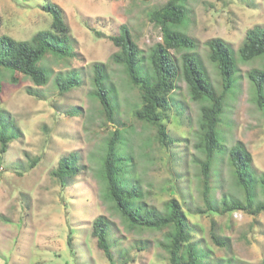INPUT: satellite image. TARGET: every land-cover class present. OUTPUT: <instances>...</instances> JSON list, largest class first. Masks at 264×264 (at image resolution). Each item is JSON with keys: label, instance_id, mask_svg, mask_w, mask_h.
I'll return each instance as SVG.
<instances>
[{"label": "rangeland", "instance_id": "obj_1", "mask_svg": "<svg viewBox=\"0 0 264 264\" xmlns=\"http://www.w3.org/2000/svg\"><path fill=\"white\" fill-rule=\"evenodd\" d=\"M167 0H0V37L30 41L51 30L52 17L44 10L58 5L71 33V56L48 55L41 61L49 81L37 86L25 77L13 83L11 73L2 78L0 129L17 136L0 150V264H170L168 248L172 229L133 227L107 196L102 175L107 141L120 131L118 150L130 162L122 178L138 187V205L168 214V203L177 199L190 224L191 243L202 264H263L264 212H222L224 206L243 203L229 151L236 144L251 155L254 202H264L260 183L264 176V114L256 101L250 79L254 69L264 71V57L244 61L240 57L247 32L264 29V0H185L187 21L174 31L191 37L196 47L172 50L181 69L182 54L191 52L202 63L219 95V69L210 60L207 43L222 39L236 62L235 84L225 97L218 128L220 149L211 164V192L203 196L201 162L202 108L209 101H194L180 71L170 96L164 121L174 140L166 148L156 139L155 129L137 120L134 111L142 105L137 87L128 81L119 53L110 36L127 26L141 51V71L152 73L150 56L162 42V31L149 14ZM96 32L102 34L98 36ZM102 65L105 84L115 105L114 123L107 121L94 97L95 65ZM74 75L79 84L68 92L58 87V78ZM6 125L3 127V125ZM1 149V148H0ZM76 154L78 173L62 183L54 172L60 160ZM108 220L111 263L98 247L93 223ZM213 234L221 244L215 243ZM68 242L70 244L68 245Z\"/></svg>", "mask_w": 264, "mask_h": 264}, {"label": "trees", "instance_id": "obj_2", "mask_svg": "<svg viewBox=\"0 0 264 264\" xmlns=\"http://www.w3.org/2000/svg\"><path fill=\"white\" fill-rule=\"evenodd\" d=\"M147 2L149 0H141ZM226 1V0H220ZM185 0H167V2L149 14V20L162 31V42L156 44L150 56L152 74H143L141 69L140 49L134 41L127 26H122L118 36L109 39L120 48L114 55L115 62L124 66L128 81L137 87L140 92L142 105L134 111V116L140 122L153 127L156 139L162 147H167L174 140L167 133L164 123L166 114L170 109V96L176 88L180 71L188 85L189 95L194 101H209L210 106L202 108L203 130L202 146L205 160L201 162L203 177V196L211 192L210 175L211 164L217 151L220 149L218 128L224 110L225 97L231 93L235 84L236 62L229 45L222 39H213L207 43L210 49V60L217 66L221 75L222 91L217 95L201 61L191 52L182 54L181 69L171 54L172 50H190L196 47L195 41L174 28H182L187 21ZM52 17L51 30L37 32L30 41H18L10 36L0 37V95L2 91V78L4 73H11L13 83L19 81V76L31 79L35 85L44 86L49 81L46 70L41 61L48 55L58 58L71 56L70 27L65 21L63 10L55 4L44 6ZM98 36L101 33L96 32ZM240 57L244 61L264 57V29L253 28L247 32L246 39L240 48ZM256 91V101L264 114V71L254 69L250 73ZM58 87L62 92H68L79 84L74 75L66 80L58 78ZM94 97L100 103L107 121H115V105L110 91L105 84V73L102 65H95L94 69ZM0 119L7 120L3 114ZM6 125L4 124L3 127ZM17 136L15 133H5L0 129V150L5 154L8 144ZM120 131L115 130L107 141V148L103 156L102 175L106 183L107 196L114 207L129 225L151 230H164L171 228L169 252L170 264H202V256L198 255L197 247L191 243L190 224L180 202L171 199L168 203V214L163 215L156 209H147L145 205H138L142 195L136 185L125 184L122 174L123 166L130 162L127 157L120 155L118 146ZM230 163L233 167L237 184L244 192L243 203L235 202L224 206L222 212L243 210L252 215L264 212V202L256 205L254 202V175L251 172V155L236 144L229 151ZM78 158L71 154L59 162L54 175L63 183L64 180L75 177L78 173ZM264 191V176L260 179ZM108 220L99 218L93 223V235L97 239L98 247L106 258L113 263L110 249ZM108 232V233H107ZM215 243L221 244L213 234ZM70 242H68V245ZM214 264H232L229 262H216ZM264 264V262H263Z\"/></svg>", "mask_w": 264, "mask_h": 264}]
</instances>
